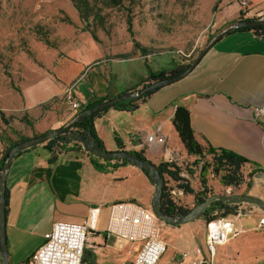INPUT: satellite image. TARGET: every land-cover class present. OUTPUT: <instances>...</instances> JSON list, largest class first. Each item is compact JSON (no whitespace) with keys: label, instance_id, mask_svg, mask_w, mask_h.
Segmentation results:
<instances>
[{"label":"crops","instance_id":"1","mask_svg":"<svg viewBox=\"0 0 264 264\" xmlns=\"http://www.w3.org/2000/svg\"><path fill=\"white\" fill-rule=\"evenodd\" d=\"M248 3L249 8L252 5L250 13L264 19V0ZM242 9L237 4L223 12L219 23L253 19L249 13L242 17ZM134 48L129 45V50L121 53L124 57H116L111 55V44L83 38L43 76L24 83L19 89L24 117L18 122L21 135L31 138L70 125L81 112L69 108L70 93L88 105L141 89L142 80L148 76L147 56ZM178 106L190 111L191 125L201 145L245 158L249 163L243 173L264 183L259 175L264 174V37L254 31H232L206 52L188 76L156 90L136 110L109 108L94 120L106 151L118 152L123 147L142 154L155 166L173 163L178 176L195 193L204 190V173L209 193L202 197L226 194L233 187L224 186L213 167H204L211 157L200 160L189 155L182 144L173 125ZM157 132L166 138L165 144L147 143V137ZM51 156L45 144L27 149L15 157L7 171L10 264H33L32 256L55 223L80 224L94 207L101 208L98 231L88 238L82 264H132L150 236L167 244L159 264H197L201 259L215 264H264L263 211L253 207L252 214L241 218L234 213L225 216L234 221L238 233L226 244L216 246L211 257L206 247L205 218L177 226L160 219L153 209L155 186L136 166L116 167L112 162L97 170L86 152L61 154L52 164ZM171 180L174 202L178 197L179 205L195 207V194L185 193L179 186L183 182ZM121 202L138 205L135 215L139 228L133 240L107 238L104 232L109 207Z\"/></svg>","mask_w":264,"mask_h":264},{"label":"rangeland","instance_id":"2","mask_svg":"<svg viewBox=\"0 0 264 264\" xmlns=\"http://www.w3.org/2000/svg\"><path fill=\"white\" fill-rule=\"evenodd\" d=\"M242 2L0 0V160L10 139L23 133L18 124L24 118L19 97L21 86L43 76L49 66L83 38L111 44V55L116 57L138 41L147 47V62L154 72L170 69L174 64H192L219 34L236 24V21L219 23L223 12L240 4L242 17L248 15ZM249 16L264 20L253 13ZM129 23L132 36L128 32ZM244 176L242 186L223 195H250L264 201V183ZM175 200L180 202L178 197ZM225 216L218 213L216 219Z\"/></svg>","mask_w":264,"mask_h":264},{"label":"trees","instance_id":"3","mask_svg":"<svg viewBox=\"0 0 264 264\" xmlns=\"http://www.w3.org/2000/svg\"><path fill=\"white\" fill-rule=\"evenodd\" d=\"M245 31H254L258 37H264V25L257 26V27H251V28L237 29L233 32H245ZM128 32L132 36L133 31H132V27L130 23L128 27ZM231 33L232 32L228 34H231ZM134 47L140 51L143 57H146L149 53L147 47H144L138 41H134ZM124 56L125 55H120L119 57H124ZM190 65L191 64H184V63L177 64V65L174 64L170 69L163 68L161 70L154 72L152 70V67L147 63L148 76L145 80H142L141 86L142 88H145L157 81H161L167 78L174 77L184 72ZM155 90H158V89H155ZM155 90L148 91L146 94L137 98L136 100H127V101L118 103L112 108L116 110H120V111H134L138 108L139 104L141 102H144L148 97H150L155 92ZM136 91L137 90H134V92ZM107 100L108 99H100L92 103H89L85 108L81 110V112L91 109L95 105L102 103L104 101H107ZM106 110L107 109L100 110L99 112L91 116L89 115L84 116L82 119L68 125L67 129L62 134L44 143L45 148H47L52 153V156L49 162L51 164L54 163L58 159L59 155L64 154V153H68V152H78V153L84 152L85 153L86 152L91 157V162L97 170H103L106 164H109L112 162L115 163L116 167L131 165V163L127 161L126 159L104 160L102 158L95 157L94 155L90 154L85 149L84 146L80 144L81 142L79 140L75 138L76 135H79V137L82 140H85L89 136H91L94 138L96 146H98L101 150L106 152L103 142L99 139L97 132L95 130V126H94L95 118H97L101 113L105 112ZM173 125L179 135V138L182 144L184 145L189 155L197 156L200 158V160L206 159L207 156L211 157V162L209 164L206 162L204 167L205 168L213 167V171L217 175H220L221 183L224 186L240 187L241 185L245 183L243 167L247 163H249V161L237 155L236 153L232 151L224 150V149L216 150L215 148L211 146L204 147L203 145H201L198 142L195 136V133L193 131V128L191 125L190 111L187 108L183 106H178L176 108L174 119H173ZM16 138L17 139L15 140L10 139L9 146L5 150L4 155L2 159L0 160V168L5 163L10 149L14 147L15 145H17L19 142H22L28 139V137H24L19 134H17ZM124 151L125 150L123 149V147H121V151H118V152H124ZM125 152L134 154L136 157H138L143 162L150 163V161H148L140 153L128 152V151H125ZM157 168L163 180V188H162L161 201H160V210L163 213V215L170 217V218H174L177 216L185 215L189 213L191 210L189 208L183 207L182 205H179L178 203L174 202V200L172 199L166 187V182H165L166 176L170 177L171 179L175 181L183 182L182 184L179 185L180 188H182L184 192L187 194H195L197 204H203L209 198L208 195L203 196V197L201 196V194L209 193V190L207 189V180L205 178L204 173L201 177V183H202L204 190L201 193H195V191L192 190L189 187V185L184 184L183 179L178 176L179 170L173 163H162L159 166H157ZM144 174L146 175V173ZM248 177L250 178L251 175H249ZM233 207H236V206L232 205L231 203L220 201V200L215 201L211 203L209 209L206 211L205 215L202 216V218H205V220L209 223L216 219V215H214L216 212L223 213L226 216L229 214H233L235 212L234 211L235 208ZM0 264H3L1 256H0Z\"/></svg>","mask_w":264,"mask_h":264},{"label":"built area","instance_id":"4","mask_svg":"<svg viewBox=\"0 0 264 264\" xmlns=\"http://www.w3.org/2000/svg\"><path fill=\"white\" fill-rule=\"evenodd\" d=\"M242 5L248 13L249 0H242ZM261 16V13H257ZM86 103L69 94V108L74 111H81ZM257 117H260L258 109L255 110ZM147 143L163 145L166 138L159 132L147 137ZM82 145V143H80ZM83 146V145H82ZM166 187L172 199L176 195L172 180H165ZM253 205L241 204L236 206L234 215L241 218L253 213ZM138 205L135 202H121L109 207V217L104 230L106 237H116L126 240H133L139 228V220L135 213ZM101 215V208L90 209L87 218L80 224L59 222L55 223L52 229L44 235V243L32 256L33 264H82L85 247L89 236L98 231V223ZM234 221L222 217L211 221L207 225L206 247L211 257L215 256V248L226 244L237 234ZM167 252V244L155 236L148 237L135 257L132 264H159ZM202 251H198L201 255ZM197 264H215L212 260L201 259Z\"/></svg>","mask_w":264,"mask_h":264},{"label":"water","instance_id":"5","mask_svg":"<svg viewBox=\"0 0 264 264\" xmlns=\"http://www.w3.org/2000/svg\"><path fill=\"white\" fill-rule=\"evenodd\" d=\"M263 25H264V20L248 19V20L237 22L236 24H234L233 26L229 27L228 29L223 31L221 34H219L214 39V41L198 55V57L194 60V62L184 72L174 77L167 78L161 81H157L148 87L137 90L136 92L134 91L128 92L116 98L109 99L107 101L99 103L95 105L94 107H92L91 109H88V110H85L79 113L72 123L82 119L86 115L91 116L99 112L100 110L112 108L118 103H121L127 100H136L137 98L146 94L148 91H153L155 89L163 88V87L169 86L173 83H176L184 79L194 70V68L199 64L200 60L203 58L206 52L211 47H213L219 39L223 38L228 33L235 31L237 29L251 28V27H257V26H263ZM67 127H63V128L51 131L49 133L31 137L22 142H19L17 145H15L14 147L10 149L8 157L5 163L3 164V166L1 167V172H0V256L2 258L3 264H10L8 244H7V234H6V208H7L6 174H7V171L10 168L13 160L18 154H20L21 152L27 149H31L36 146L42 145L56 138L57 136L62 134L67 129ZM75 138L79 140L82 143V145L85 147V149L90 154L94 155L95 157L102 158L104 160L126 159L127 161L131 163V165L136 166L141 171L146 173V176L149 179V181L153 183V185L155 186V197L153 201L154 212L160 219H162L163 221H167L172 225L177 226V225H181V224L191 222V221L201 218L202 216L205 215L211 203L218 201V200L231 203L232 205H235V206H238L241 204H250L253 206H257L264 212V201L257 197H253L250 195L231 196V195L215 194L209 197L203 204H197L195 207H193L190 210L189 213L185 215L177 216L174 218L167 217L163 215V213L160 210L163 180H162L161 174L157 166L153 165L151 162L150 163L143 162L138 157H136L134 154H130L125 151L124 152H108V151L104 152L98 146H96L95 140L91 136H89L85 140H82L79 137V135H76ZM259 175L264 178L263 173H260Z\"/></svg>","mask_w":264,"mask_h":264}]
</instances>
